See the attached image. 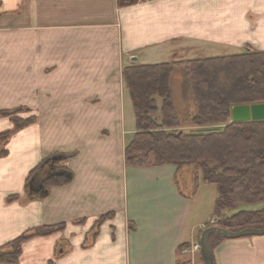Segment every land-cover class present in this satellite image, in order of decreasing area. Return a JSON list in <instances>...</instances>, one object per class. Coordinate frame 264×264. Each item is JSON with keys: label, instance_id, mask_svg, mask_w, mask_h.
<instances>
[{"label": "crops", "instance_id": "obj_1", "mask_svg": "<svg viewBox=\"0 0 264 264\" xmlns=\"http://www.w3.org/2000/svg\"><path fill=\"white\" fill-rule=\"evenodd\" d=\"M221 49L264 51V0H0V112L37 117L0 144V246L52 228L16 264H203L184 248L214 217L216 188L192 167L125 162L136 126L122 71ZM11 128L0 116V131ZM53 157L64 175L45 187ZM180 173L193 174L189 191ZM213 258L264 264V235L225 239Z\"/></svg>", "mask_w": 264, "mask_h": 264}, {"label": "trees", "instance_id": "obj_2", "mask_svg": "<svg viewBox=\"0 0 264 264\" xmlns=\"http://www.w3.org/2000/svg\"><path fill=\"white\" fill-rule=\"evenodd\" d=\"M139 1L116 0L118 7L132 6ZM186 63L194 101L189 127L193 129L213 124L225 126L221 130L207 133L182 129L169 87L172 63L126 67L122 77L131 98L136 133L125 147V162L195 168L203 184L216 188L213 214L221 218L217 226L231 232L245 228H264V120L229 123L233 106L264 103V51L247 49L240 54L196 58ZM156 98L161 99L160 106ZM25 111V108H16L0 113L13 117ZM158 112L160 120L153 116ZM11 120L13 129L0 133V144L3 147L13 134L34 123L35 118ZM5 154L6 151L1 150L0 155ZM58 163L64 168L61 161L53 162L49 159L43 162L47 168L42 179L45 187L54 184L47 177V172L51 165L57 168ZM39 169L41 167L33 170L30 177ZM17 198L15 195L9 200ZM256 204H263V207L257 210L239 209ZM104 218L102 216L91 231V239L95 237L98 224ZM51 230L30 229L3 244L0 246V264H16L24 242ZM225 239L219 234L209 236L212 253ZM48 264L54 263L49 261Z\"/></svg>", "mask_w": 264, "mask_h": 264}, {"label": "rangeland", "instance_id": "obj_3", "mask_svg": "<svg viewBox=\"0 0 264 264\" xmlns=\"http://www.w3.org/2000/svg\"><path fill=\"white\" fill-rule=\"evenodd\" d=\"M253 50V49H252ZM227 51V52H226ZM232 49L231 50H225L224 49H221V50H217V51H213V50H210L209 51H204V52H196V54H189L187 56V58L189 59H192V58H209V57H216V56H222L224 54H227V53H230L229 55H233V54H240L242 52H238V51H233ZM162 59H165V58H162ZM166 61V60H165ZM172 70H173V73H172V76H171V100H172V103L174 105V108H175V112H176V115H177V119H178V122L182 127V129L184 130H187V131H196L198 133H200L201 131H205V130H200V129H189L188 126L190 125V118L193 114V111H194V101L192 99V96H191V76H190V73H189V69H188V65L185 61H178V62H175L172 66ZM220 81V80H219ZM157 100V104L158 106H160L161 104V99L160 98H156ZM18 108H22V107H18ZM129 115H130V120H131V125L134 126V112H133V108L131 107V105H129ZM16 109V108H15ZM13 110V109H11ZM26 114L27 112H20V113H17L15 115L12 116H3L1 115L0 113V116L3 117V118H7L10 122H11V126L13 129V122H12V118H19V119H27V118H31V117H34L35 118V121L34 123L36 122L37 120V117L35 115H32V114H27L29 117H26ZM154 118H157L158 120H160V113H156L153 115ZM212 130L216 129L215 131L217 130H220V128H211ZM6 130H10V129H6ZM6 130H1V132H4ZM170 131V130H168ZM60 158L57 159V161H59ZM57 170H61V166L57 165ZM185 175H188V176H185ZM193 174H179V177H178V181L179 183L181 184V186L183 187V190L184 191H189L188 189H185L184 188V185L185 184H188V187L189 186H194L195 185V179H193L192 177ZM193 188V187H191ZM263 207V204H256V205H251V206H246L244 209L246 210H257V209H260ZM221 218L219 219H215L216 222H218V220H220ZM208 227V226H207ZM201 253L199 252V255Z\"/></svg>", "mask_w": 264, "mask_h": 264}, {"label": "water", "instance_id": "obj_4", "mask_svg": "<svg viewBox=\"0 0 264 264\" xmlns=\"http://www.w3.org/2000/svg\"><path fill=\"white\" fill-rule=\"evenodd\" d=\"M260 120H264V103L235 105L231 108V119L229 123ZM57 159V157H53L52 161L55 162ZM47 173L49 177L64 175V172L57 170L54 165L49 167ZM211 234H219L226 239H236L247 236L264 235V228H245L237 232H231L217 225L208 226L201 232L199 238L200 252L204 264H215L213 253L209 245V236Z\"/></svg>", "mask_w": 264, "mask_h": 264}, {"label": "built area", "instance_id": "obj_5", "mask_svg": "<svg viewBox=\"0 0 264 264\" xmlns=\"http://www.w3.org/2000/svg\"><path fill=\"white\" fill-rule=\"evenodd\" d=\"M215 219H219V218H216V217H213L208 224L206 225H202L201 226V230H204L205 228H207V226H214L217 224L216 220ZM219 221V220H218ZM190 251V252H197L199 253L200 252V245H199V242L196 241L192 244H190V247L189 248H184V252L186 251Z\"/></svg>", "mask_w": 264, "mask_h": 264}]
</instances>
